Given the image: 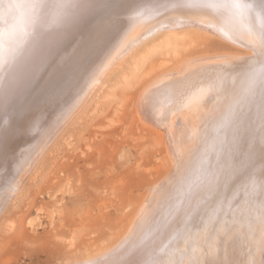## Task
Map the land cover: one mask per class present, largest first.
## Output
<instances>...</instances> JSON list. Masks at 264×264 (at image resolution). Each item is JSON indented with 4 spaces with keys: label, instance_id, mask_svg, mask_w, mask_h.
<instances>
[{
    "label": "bare ground",
    "instance_id": "bare-ground-1",
    "mask_svg": "<svg viewBox=\"0 0 264 264\" xmlns=\"http://www.w3.org/2000/svg\"><path fill=\"white\" fill-rule=\"evenodd\" d=\"M97 1L0 0V123L10 127L16 95L76 20L91 17L86 8ZM259 3L123 0L116 8L123 18L94 53L82 88L52 117L36 146L19 155L16 171L27 175L38 169L37 159L51 139L86 103L87 121L100 102L122 105V94L150 77L155 66L166 69L142 89L136 107L142 123L161 128L171 170L116 241L100 234L103 242L91 244L86 257L70 264H264V13ZM9 4L19 7L6 10ZM192 32L235 50L181 58ZM16 136L8 131L0 152L11 148ZM15 181L0 198L18 190ZM158 209L134 237L138 225ZM5 224L10 231L16 221Z\"/></svg>",
    "mask_w": 264,
    "mask_h": 264
},
{
    "label": "rangeland",
    "instance_id": "rangeland-1",
    "mask_svg": "<svg viewBox=\"0 0 264 264\" xmlns=\"http://www.w3.org/2000/svg\"><path fill=\"white\" fill-rule=\"evenodd\" d=\"M122 2L98 0L89 5L85 12L92 13L91 17L84 23L76 20L72 32L61 38L23 92L16 95L10 127L0 123V139L10 130L18 135L10 152H0V192L15 180L18 187L0 198V264H70L86 257L91 244L103 242L98 235H110L109 242L116 241L149 191L169 175L171 155L165 136L161 128L142 123L136 107L142 89L166 69L157 66L150 77L122 94V105L100 102L87 121L91 110L86 103L73 122L63 124L61 136L58 132L51 139L38 163H33L38 169L27 175L16 171L19 155L36 146L52 117L82 88L94 53L123 18L116 11ZM94 25L97 29L92 33L89 29ZM234 50L218 38L192 32L181 58ZM180 60L171 66L177 67ZM158 213L159 209L148 214L134 237L142 234ZM7 220L16 221L10 231H6Z\"/></svg>",
    "mask_w": 264,
    "mask_h": 264
},
{
    "label": "snow or ice",
    "instance_id": "snow-or-ice-1",
    "mask_svg": "<svg viewBox=\"0 0 264 264\" xmlns=\"http://www.w3.org/2000/svg\"><path fill=\"white\" fill-rule=\"evenodd\" d=\"M17 7H19V5L9 4V5H7L6 10H11V9H14ZM259 8L261 10V13H264V0H260ZM260 38H261L262 44H264V22H262L261 26H260ZM262 243H264V241H262Z\"/></svg>",
    "mask_w": 264,
    "mask_h": 264
}]
</instances>
